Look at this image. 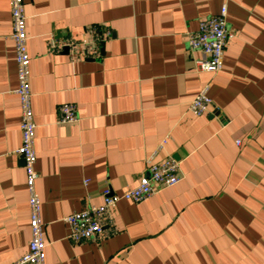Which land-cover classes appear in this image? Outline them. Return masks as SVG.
Instances as JSON below:
<instances>
[{
    "label": "crops",
    "instance_id": "0c3cea01",
    "mask_svg": "<svg viewBox=\"0 0 264 264\" xmlns=\"http://www.w3.org/2000/svg\"><path fill=\"white\" fill-rule=\"evenodd\" d=\"M45 264H264V0H24ZM227 9L222 69L198 70L186 34ZM105 32L99 56L56 41ZM9 0H0V264L30 240ZM73 57V58H72ZM209 85L212 104L188 105ZM63 104L78 122H58ZM180 181L113 208L114 231L74 243L64 218L135 188L145 160ZM239 142V144H237Z\"/></svg>",
    "mask_w": 264,
    "mask_h": 264
},
{
    "label": "built area",
    "instance_id": "2783aa9c",
    "mask_svg": "<svg viewBox=\"0 0 264 264\" xmlns=\"http://www.w3.org/2000/svg\"><path fill=\"white\" fill-rule=\"evenodd\" d=\"M24 0H9L12 32L10 38L14 45L17 88L15 94L20 107V145L15 154L22 160L25 174V188L28 194L30 240L27 253L15 264H45V243L43 241V223L41 206L36 191L38 172L35 169V129L29 85L30 57L27 50L26 16ZM227 9L220 8L217 15L201 20L198 29L186 34V46L190 54L198 53L194 60L198 70L210 74L218 73L223 66V55L227 41L231 38L226 23ZM89 39L83 41H56L54 48L67 47L71 56L76 54L84 58L99 56V45L108 39L109 33L94 35V29L89 30ZM78 52V53H77ZM73 58V57H72ZM209 85H205L188 105V111L194 116L208 112L212 101L209 96ZM79 120L76 107L73 104H63L59 108L58 122L71 125ZM167 138L162 140L156 151L145 160L146 172L141 176L139 184L121 194H113L109 189L102 192V203L89 206L86 209L66 216L63 220L69 228L68 239L74 243L93 241L106 238L114 231L111 229L113 208L119 202L140 203L158 192L175 186L181 179L179 163L171 158L161 162H153V156L159 152ZM239 144V142H237Z\"/></svg>",
    "mask_w": 264,
    "mask_h": 264
}]
</instances>
